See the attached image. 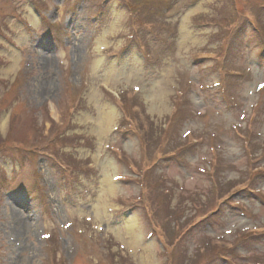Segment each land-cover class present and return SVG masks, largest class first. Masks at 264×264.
Segmentation results:
<instances>
[{"label": "rangeland", "instance_id": "374dc122", "mask_svg": "<svg viewBox=\"0 0 264 264\" xmlns=\"http://www.w3.org/2000/svg\"><path fill=\"white\" fill-rule=\"evenodd\" d=\"M263 30L264 0H0V264H264Z\"/></svg>", "mask_w": 264, "mask_h": 264}, {"label": "trees", "instance_id": "16d2710c", "mask_svg": "<svg viewBox=\"0 0 264 264\" xmlns=\"http://www.w3.org/2000/svg\"><path fill=\"white\" fill-rule=\"evenodd\" d=\"M133 1H135V2H139L140 0H133ZM257 28V27H256ZM263 32H264V30H263Z\"/></svg>", "mask_w": 264, "mask_h": 264}, {"label": "snow or ice", "instance_id": "6c2138e0", "mask_svg": "<svg viewBox=\"0 0 264 264\" xmlns=\"http://www.w3.org/2000/svg\"><path fill=\"white\" fill-rule=\"evenodd\" d=\"M262 87H264V86H262Z\"/></svg>", "mask_w": 264, "mask_h": 264}]
</instances>
